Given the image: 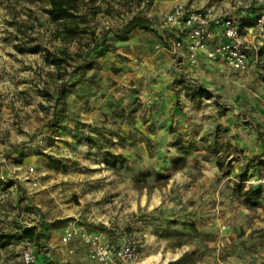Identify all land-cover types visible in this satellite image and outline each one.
Here are the masks:
<instances>
[{
  "label": "rangeland",
  "instance_id": "374dc122",
  "mask_svg": "<svg viewBox=\"0 0 264 264\" xmlns=\"http://www.w3.org/2000/svg\"><path fill=\"white\" fill-rule=\"evenodd\" d=\"M177 4L249 18L255 30L241 26L250 67L204 53L193 62L189 37L165 24ZM260 8L254 0H79L83 31L72 37V22L50 20L49 0H0V60L17 64V84L4 83L0 68V264H23L25 250L48 264H99L83 233L134 244L129 264H264V189L247 185L264 178ZM133 18L146 28L126 32ZM24 160L54 170L40 182ZM53 171L64 179L49 182ZM21 174L32 185L27 205L14 206L21 197L7 188ZM26 227L40 243L21 238Z\"/></svg>",
  "mask_w": 264,
  "mask_h": 264
},
{
  "label": "built area",
  "instance_id": "2783aa9c",
  "mask_svg": "<svg viewBox=\"0 0 264 264\" xmlns=\"http://www.w3.org/2000/svg\"><path fill=\"white\" fill-rule=\"evenodd\" d=\"M260 5V13L256 19V27L264 30V0H254ZM165 24L172 26L179 32L186 34L191 40L188 53L196 62L201 53L208 59H221L236 70H247L251 65V55L242 36V26L235 18L215 15L211 9H196L184 4H177L164 17ZM212 28L222 32V39L212 49H207L208 40L213 38ZM181 44L179 43L178 46ZM248 186L264 189V178L252 177ZM83 240L89 247V255L99 264H129L138 255L134 244L109 245L103 242L99 235L83 233ZM23 264H48L43 257L32 250H25L22 254Z\"/></svg>",
  "mask_w": 264,
  "mask_h": 264
},
{
  "label": "crops",
  "instance_id": "0c3cea01",
  "mask_svg": "<svg viewBox=\"0 0 264 264\" xmlns=\"http://www.w3.org/2000/svg\"><path fill=\"white\" fill-rule=\"evenodd\" d=\"M189 7V6H188ZM172 9V8H171ZM171 9H170V11H171ZM168 13V12H167ZM241 23L243 24V25H245V30H247V31H249V32H252V31H254L255 30V27H252V26H250V27H248V26H246V24H248V23H250V20H249V18H243L242 20H241ZM175 29V28H174ZM176 30V34H175V32L173 33L174 34V36L176 35H178V36H181V37H187V35L186 34H184V33H181V32H179L177 29H175ZM212 32H213V38L210 40L211 41V44H212V47H215L217 44H218V42L222 39V32H221V30H219V29H215V28H212ZM247 36H249V35H247ZM244 39H245V41H246V43L248 44V40H247V37H244ZM248 41V42H247ZM250 43V42H249ZM250 51V50H249ZM2 51L0 50V53H1ZM2 54H3V52H2ZM204 54L203 53H201L200 54V57H204L203 56ZM250 55H251V52H250ZM253 57H252V55H251V60H253L252 59ZM221 62L225 65V67H227V68H230L228 65H227V63L225 62V61H223V60H221ZM254 66V65H253ZM16 67H17V64H14L12 61H10V60H5V62H2L1 60H0V68H2V72H4V73H6V74H8V75H6L5 77H3V81H4V83H9V84H17V82H15V80H14V78H13V76L11 75V74H14L15 73V69H16ZM251 68H253V67H251ZM60 150L61 149H63V148H59ZM38 159H41V158H38ZM53 161V164H55V161H57V160H52ZM5 166L7 165L8 167H9V165L10 166H12L13 165V160H5ZM23 165H28L29 163H32V165L36 168V170H37V172H36V177L37 178H41L40 179V182H43V181H45V174H46V170L50 167V162L48 161V162H45V160H24L23 162ZM6 166V167H7ZM50 168H52L53 170H54V168L53 167H50ZM48 172H50V171H48ZM20 178V180L19 181H17V185H14L13 183V185L14 186H10V187H8L7 188V190H10V189H13L14 187H15V189H17V195L19 194V196L21 197L20 198V200H13L14 198L12 197V200H11V202H10V204H12V205H14V206H17V204H19L20 203V205L22 206V205H24L23 203L25 202H27V200H28V198H23L25 195H28L27 194V191L26 190H29L30 189V187H31V183H29L28 182V177H27V175L26 174H21L20 176H19ZM43 177V178H42ZM58 179V180H57ZM64 178H63V175L62 174H60V172H56V171H53L52 173H50V177H48V181L50 182V181H52V182H55L56 180H57V182H59V181H61V180H63ZM37 191H39V189H37ZM13 195H14V193H13ZM41 195L38 193L37 195H36V197H37V199L40 197ZM16 201V202H15ZM26 205H27V203H26ZM39 206V205H38ZM214 207V206H213Z\"/></svg>",
  "mask_w": 264,
  "mask_h": 264
},
{
  "label": "trees",
  "instance_id": "16d2710c",
  "mask_svg": "<svg viewBox=\"0 0 264 264\" xmlns=\"http://www.w3.org/2000/svg\"><path fill=\"white\" fill-rule=\"evenodd\" d=\"M50 9L47 11L49 18L53 23H69L72 22L73 26H66V31L72 37H76L83 30L80 28V24L77 20L78 16L79 0H49ZM82 21L87 22V14H84ZM146 28V22L143 18H133L127 26L126 32H130L133 28ZM48 64L57 65L63 63V59L50 60L49 56L46 58ZM21 238L32 243H40L42 235L37 231L36 227H26L21 230Z\"/></svg>",
  "mask_w": 264,
  "mask_h": 264
}]
</instances>
